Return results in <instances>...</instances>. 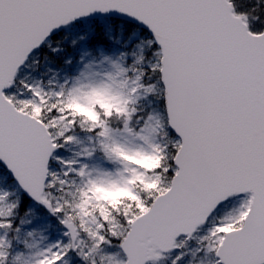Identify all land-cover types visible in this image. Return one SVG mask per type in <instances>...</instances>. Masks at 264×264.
<instances>
[{
	"label": "snow or ice",
	"instance_id": "snow-or-ice-1",
	"mask_svg": "<svg viewBox=\"0 0 264 264\" xmlns=\"http://www.w3.org/2000/svg\"><path fill=\"white\" fill-rule=\"evenodd\" d=\"M0 264H264V0H0Z\"/></svg>",
	"mask_w": 264,
	"mask_h": 264
}]
</instances>
